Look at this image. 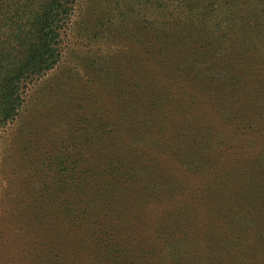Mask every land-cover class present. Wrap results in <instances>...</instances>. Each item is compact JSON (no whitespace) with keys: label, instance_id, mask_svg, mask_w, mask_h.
<instances>
[{"label":"rangeland","instance_id":"374dc122","mask_svg":"<svg viewBox=\"0 0 264 264\" xmlns=\"http://www.w3.org/2000/svg\"><path fill=\"white\" fill-rule=\"evenodd\" d=\"M52 1L0 0V85ZM187 1L57 5L0 107V264H264V0Z\"/></svg>","mask_w":264,"mask_h":264},{"label":"trees","instance_id":"16d2710c","mask_svg":"<svg viewBox=\"0 0 264 264\" xmlns=\"http://www.w3.org/2000/svg\"><path fill=\"white\" fill-rule=\"evenodd\" d=\"M204 1H207L211 6L215 4L213 2H210L211 0H188L186 3V7L193 11L196 7L202 6ZM61 2L62 0H53L46 7H44V9L41 6L39 8L41 11L34 14L35 17L29 26V30L32 31L34 40L30 46L24 47V53L21 54L19 59L16 60V62L6 71V76H4L1 81V114L10 115V113L13 111L14 106H16L15 101L17 99H15V101L13 100V90H16V88L18 89L20 79L29 75L49 71L54 66L57 60L56 40L58 38L57 24L59 22L58 20H56V8L57 5ZM0 13V18L6 19L9 16V12L4 13L2 12V9H0ZM21 33L22 31L18 30V37H20ZM159 34L160 36L164 35L163 29H160ZM119 178L120 175L116 176V179ZM116 190L121 191V189L119 188H117ZM113 195H118V192L114 191ZM95 196L97 195L95 194ZM113 247L116 251L117 248L115 246ZM116 253L118 257H120V255L122 254L120 250H117ZM153 254L155 256H158L159 258H162L163 251H160L159 253L153 251ZM160 262L165 263L162 260ZM117 264H120L119 261H117Z\"/></svg>","mask_w":264,"mask_h":264}]
</instances>
